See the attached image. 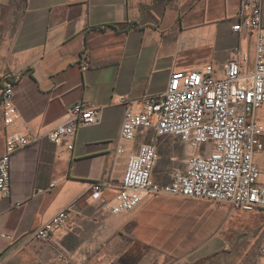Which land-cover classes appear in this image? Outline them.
Instances as JSON below:
<instances>
[{
    "label": "crops",
    "instance_id": "1",
    "mask_svg": "<svg viewBox=\"0 0 264 264\" xmlns=\"http://www.w3.org/2000/svg\"><path fill=\"white\" fill-rule=\"evenodd\" d=\"M240 7L241 0H0V76H22L11 126L0 99V156L10 134L45 135L79 103L101 110L97 124L78 130L72 150L70 140L56 145L43 138L12 158L11 190L0 193V264H62L60 253L72 264H194L213 252L225 223L237 231L252 218L244 213L264 219V210L153 195L130 213L112 215L90 189L91 182H107L103 198H112L129 157L154 138L161 159L170 161L162 169L158 162L154 180L171 181L177 139L144 130L118 154L120 99L163 94L174 73L221 69L237 49L248 55L242 71L250 73L255 36L232 30ZM62 210L71 219L53 241L34 239Z\"/></svg>",
    "mask_w": 264,
    "mask_h": 264
},
{
    "label": "built area",
    "instance_id": "2",
    "mask_svg": "<svg viewBox=\"0 0 264 264\" xmlns=\"http://www.w3.org/2000/svg\"><path fill=\"white\" fill-rule=\"evenodd\" d=\"M264 0H241L233 32L255 36L253 70L245 74L242 65L248 55L237 49L221 68L204 69L171 76L163 94L147 95L141 101L120 99L125 108L118 140V154L124 143L135 141L140 132L150 130L156 137L174 138L189 149L182 169H176L168 183L155 181L154 170L161 158L157 139L142 143L126 166L122 184L112 198H103L107 182H91L94 200L112 215L137 209L146 195L155 197L209 200L227 204L232 210H264V125L260 113L264 105ZM21 74L0 76V99L4 121L11 126L19 117L15 104ZM101 110L86 103L70 108L65 123L45 135L13 133L6 139L0 156V193L11 190L12 158L23 149L46 138L53 144L66 140L74 148L78 130L99 122ZM260 156V160H258ZM19 206V205H18ZM62 210L33 232V238L52 242L56 230L70 221ZM62 264H72L64 253ZM251 264H264V236Z\"/></svg>",
    "mask_w": 264,
    "mask_h": 264
},
{
    "label": "rangeland",
    "instance_id": "3",
    "mask_svg": "<svg viewBox=\"0 0 264 264\" xmlns=\"http://www.w3.org/2000/svg\"><path fill=\"white\" fill-rule=\"evenodd\" d=\"M260 113L263 117L262 123L264 125V105L261 108ZM166 145L167 142H164L163 148L161 150L163 155L166 154L164 152L166 151L164 147ZM177 149L178 151H180L179 158L174 163H172V165L176 169H182L187 154H189V149L182 145H177ZM258 160H260V156H258ZM169 162L170 161L167 160L165 156H163L162 159L160 158L158 168L162 169L167 164H169ZM190 201L201 202L208 206H214V208H224V207L228 209L230 208L229 205L227 204H218L216 202H212L209 200H190ZM244 214L252 217L250 221H245V223H239L242 225L241 227H239L236 224V226H238L236 229L237 231L235 230L233 231L232 229L230 230L229 224L226 223L223 226H221L219 231L217 232L219 233L218 235L221 241H217L216 239H214L216 240L214 242H218V244L215 245V249H214L215 251L213 250V252L211 253H207V251H205V254L207 253L208 255L206 257L199 259L198 261L210 259L213 256H216L215 259L216 264H230L232 260L233 261L240 260L241 264L243 260L245 261L246 259L247 260L249 259L251 263L254 261L258 253L259 246L261 244V238L264 236V219L260 218V215L258 213H244ZM212 223L216 229L221 224V215H218ZM220 253L221 254L229 253V255L224 254V257H220L218 256V254Z\"/></svg>",
    "mask_w": 264,
    "mask_h": 264
},
{
    "label": "trees",
    "instance_id": "4",
    "mask_svg": "<svg viewBox=\"0 0 264 264\" xmlns=\"http://www.w3.org/2000/svg\"><path fill=\"white\" fill-rule=\"evenodd\" d=\"M225 255H229V253H224ZM224 254H218V256L220 257H224ZM216 256H213L212 258L210 259H205V260H200V261H197L196 263L194 264H216Z\"/></svg>",
    "mask_w": 264,
    "mask_h": 264
}]
</instances>
